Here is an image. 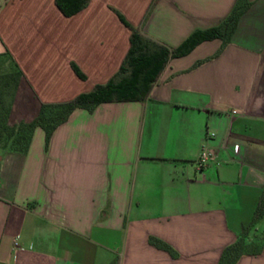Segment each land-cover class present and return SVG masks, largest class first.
<instances>
[{"label": "crops", "instance_id": "1", "mask_svg": "<svg viewBox=\"0 0 264 264\" xmlns=\"http://www.w3.org/2000/svg\"><path fill=\"white\" fill-rule=\"evenodd\" d=\"M236 1L89 0L65 16L0 0V72H22L8 122L118 70L130 30L112 8L171 48ZM247 2L217 55L218 38L170 59L146 100L76 108L48 141L37 127L27 151L0 150V264H218L242 236L257 251L234 264H264V217L247 230L264 188V0Z\"/></svg>", "mask_w": 264, "mask_h": 264}, {"label": "trees", "instance_id": "2", "mask_svg": "<svg viewBox=\"0 0 264 264\" xmlns=\"http://www.w3.org/2000/svg\"><path fill=\"white\" fill-rule=\"evenodd\" d=\"M155 1L153 0V3ZM88 2L89 0H55L57 7L65 16L77 13ZM248 5L247 0H237L232 11L220 24L194 30L178 46L171 48L146 37L137 26L130 24L118 10L112 8L130 30L129 48L118 70L106 82L96 84L91 90L79 93L70 100L42 103L38 115L31 121L11 125L8 122L9 113L22 76L17 65L12 63L8 71L0 72V149L27 151L33 131L37 127L44 130L45 139L48 141L52 131L76 108L91 109L100 103L110 101L146 100L170 59L186 55L199 43L216 38L222 40L220 48L215 53L217 55L228 43L238 17ZM71 65L77 76L84 79V73L74 63ZM263 217L264 188L259 194L250 225H254ZM247 230H244L243 234L246 235ZM251 251H257V243L245 242L242 236L223 250L218 264H234L242 254Z\"/></svg>", "mask_w": 264, "mask_h": 264}, {"label": "built area", "instance_id": "3", "mask_svg": "<svg viewBox=\"0 0 264 264\" xmlns=\"http://www.w3.org/2000/svg\"><path fill=\"white\" fill-rule=\"evenodd\" d=\"M234 150L237 151L238 150V146L235 145L234 146ZM214 157V153L212 150L208 149V148H203L202 151L199 154V157L197 159L196 165L198 168L203 167L204 165H206L212 158ZM16 244V242H15Z\"/></svg>", "mask_w": 264, "mask_h": 264}, {"label": "rangeland", "instance_id": "4", "mask_svg": "<svg viewBox=\"0 0 264 264\" xmlns=\"http://www.w3.org/2000/svg\"><path fill=\"white\" fill-rule=\"evenodd\" d=\"M258 228H259V225H256V226L251 225L248 229L249 231H254L255 229H258Z\"/></svg>", "mask_w": 264, "mask_h": 264}]
</instances>
